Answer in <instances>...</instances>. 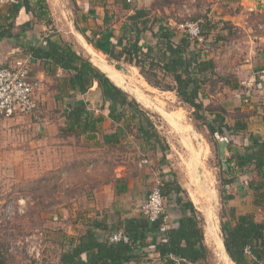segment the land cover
I'll use <instances>...</instances> for the list:
<instances>
[{
    "label": "crops",
    "instance_id": "crops-1",
    "mask_svg": "<svg viewBox=\"0 0 264 264\" xmlns=\"http://www.w3.org/2000/svg\"><path fill=\"white\" fill-rule=\"evenodd\" d=\"M29 1L30 5L34 7L32 11L27 12L20 0L14 4H0V32L3 34L0 36V65L8 66L16 59L29 58L28 77L39 84L34 92L36 102L34 111L41 110L42 112L37 116H34L32 112L30 115L0 117V171L9 172L12 169L11 166L14 165L15 172H19L21 175L28 165L30 170L27 169V171L37 172L35 161L42 156L41 152L46 157H62L61 161H64V164L68 163L71 158H82L87 175L86 183L84 184L82 181V224L78 222L75 228L68 230L67 236H69L68 238L75 237L79 232H82L83 235L88 228H92L95 237L98 240H104L116 231H124L126 226L145 220L146 217L141 206L146 200L147 193L155 180L159 179L162 183L174 179L170 174L171 168L161 151L158 149L149 150L134 136L124 137L123 142L134 146L137 151H101L100 156L98 155L100 151H22L24 124L28 128H32V131L47 137L49 142L55 143L60 139V131L57 133L56 117L51 118L49 114L48 117L46 116L48 112L45 109V103L48 108L51 104L57 105L55 99L60 98V94L53 82H58V79L62 77V70L56 69L54 74H49V65L37 58L34 59L28 50L30 45H42L47 36L55 40V36L49 33V22L44 20L48 16L47 9L50 7L48 0H44L42 6L36 5L37 0ZM209 1L210 5L207 7L209 11L206 10L210 14L209 20L225 22L234 34L236 32V35L239 34L241 37L237 39L235 35L229 39L230 46L237 44L239 49L234 52L228 47V60L233 62L241 58L245 59L243 60L245 62L239 63L237 67L233 63L234 66L230 70H236L233 72L238 76L240 83L245 78L244 82L249 85L233 87L223 84V89L220 91L215 89L213 92L214 87L208 91L212 105L222 109L221 114L224 116L223 122L226 125L229 127L234 125L236 110L243 112L245 116L244 129L231 133L226 131V134H210L207 129L212 138V145L216 148L215 153L219 164L222 165V169H226L224 161L232 155V151H246V146L252 145V138H257L258 142L264 141V106L261 104L264 101V84H261L256 78L259 71L264 70V0ZM153 2L154 0H75L77 20H74L73 24L78 27L77 32L81 35L82 31L85 33L87 31L84 29L87 22L95 24L96 30L98 27L119 29L128 15L134 14L137 9L152 8ZM185 6V4L179 3L151 10L152 13L158 11L161 14L159 16H162L159 19L174 27V41H179L186 34L177 35L176 30L182 23L176 22L167 13ZM163 13L166 17L163 16ZM154 31H157L156 24ZM223 32L227 35L229 31L227 32L225 29ZM149 35V32L145 33V37L150 38ZM226 35H224V39H228L225 37ZM244 41L247 43L246 52H244ZM219 42L221 41L214 44L216 45L215 50H218ZM215 50L212 51L211 56L202 51V58L215 59ZM214 71H217V67L214 68ZM92 88L94 89L95 85ZM68 93L74 94L73 92ZM82 98L87 101L84 95H81L80 99ZM60 99L64 100L65 98ZM69 103L74 104L72 101ZM65 104L67 103L63 101L62 105ZM87 108L95 115L100 113L98 107H93L91 103ZM60 117L63 120L60 125L65 126V117L63 114ZM111 124V120L104 117L100 126L108 131ZM81 137L86 139V135H81ZM11 143L15 144V151H7L8 145ZM254 151L261 150L257 146ZM164 154L166 156L167 153ZM106 159L108 162L110 161V165L105 162ZM233 162L229 163V168L224 172L225 180L229 182L221 184L224 194L230 195L224 206L227 211L223 220L234 224L235 219L230 211L232 210L235 216L251 214L254 221H264V201L256 202L254 198L257 193L256 186L260 185V191H264L262 185L264 184V174L260 177L252 163L238 167ZM252 180L255 182L253 183ZM164 214L166 227H175L182 216L180 207L172 197H165ZM144 234L146 238L144 241L142 240L143 243L137 241L135 245L137 259L121 264H165L164 260L159 258V253L153 247L147 246L152 240V235L148 232ZM205 242L207 240L204 232ZM64 247L66 249L68 246ZM208 257L206 262H208ZM190 264L205 263L196 261Z\"/></svg>",
    "mask_w": 264,
    "mask_h": 264
},
{
    "label": "trees",
    "instance_id": "trees-1",
    "mask_svg": "<svg viewBox=\"0 0 264 264\" xmlns=\"http://www.w3.org/2000/svg\"><path fill=\"white\" fill-rule=\"evenodd\" d=\"M20 1L26 12L33 10L34 6L30 5L29 0ZM159 1L154 0L150 9L135 10L134 14L127 16L119 29L98 27L91 37H88L84 31L82 35L96 51L110 59L122 60L137 67L150 85L174 91L183 103L193 108L198 119L207 116L206 125L210 134H226V131L231 133L244 129L243 112L235 111L236 121L232 127H229L223 122L222 109L212 105L207 91L203 90L205 82L215 74L213 60L201 56L202 48L205 46L204 40L207 41L208 35L213 31L211 34L213 39L208 41H212L210 45L215 44L221 40L222 35L218 32L226 29L231 33L230 27L223 21L208 20L205 25L199 24L201 40L186 34L179 41H174V27L162 22L159 19L162 16L157 13L151 16V10L162 9L163 6H169L171 3L168 0H161L164 3L160 4ZM42 3L44 0L36 1V5L42 6ZM163 16L166 17L165 14ZM219 22H222L220 28H218L221 24ZM155 24L157 31H154ZM146 32L150 33V38L145 37ZM2 35L0 32V36ZM28 50L34 59L37 58L49 65V74H54L56 69L62 70V77L56 82L59 94L74 93L71 95L77 100L76 103L66 102L62 113L66 120L63 131L65 134L79 137L86 135L85 142L94 140L95 147L112 149L131 146L124 143L123 139L126 136H134L149 150L158 149L163 157L168 158V155L164 154L168 151V145L157 131L148 112L134 97L96 67L90 58L78 53L62 38L52 40L49 36L43 40L42 45H30ZM154 70H160L164 77H170L174 85L162 86L158 78L152 79L155 73L151 72ZM93 85L95 91L100 90L102 93V102L97 108L100 111L98 115L88 110V101L84 98L80 99L81 95L87 94ZM104 117H108L112 122L108 131L100 126ZM257 146L261 151H254ZM245 150L232 151V155L224 161L226 169L229 168L231 161H234L233 163L238 167L252 163L259 176H263L264 141L258 142L257 138H252V145L246 146ZM219 168L222 170L221 164ZM170 174L174 175L172 171ZM228 182L222 180V184ZM252 182L254 183L253 180ZM262 185L264 188V184ZM160 188L163 197H172L182 211V216L175 227H166L161 218L152 222L145 218L138 224L126 226L123 233L128 237L127 241L115 242L109 240L110 235L104 240H98L92 228H88L83 235L81 232L69 238L68 247L62 249L57 258L58 263L121 264L136 260L135 245L137 241L143 243L146 238L145 232L152 235L151 242L145 244L153 247L165 264H176V262L190 264L196 261L205 263L210 253L204 243V229L198 211L175 179L163 181ZM260 188V185L255 187L256 202L264 201V191H260ZM229 196L224 194L223 189L220 190L222 205L219 214L220 231L226 255L234 264H264V221H254L251 214L235 216L232 210L230 211L235 219L234 224L223 220L227 211L224 206ZM0 264L5 263L0 260Z\"/></svg>",
    "mask_w": 264,
    "mask_h": 264
},
{
    "label": "rangeland",
    "instance_id": "rangeland-1",
    "mask_svg": "<svg viewBox=\"0 0 264 264\" xmlns=\"http://www.w3.org/2000/svg\"><path fill=\"white\" fill-rule=\"evenodd\" d=\"M168 1L171 2L170 5L179 3L186 5L184 8L181 7L167 13L173 20L182 23L179 29L176 30L179 36L188 34L185 23H196L199 27V24L205 25L206 21L209 20L210 14L206 12V10L209 11L207 9L210 5L209 0ZM48 3L50 8L47 9L48 16L44 20L49 22V33L54 35L55 39L62 38L69 42L78 53L90 58L87 51L76 41L75 33L78 27L73 24V21L77 20L75 0H48ZM159 3L162 4L164 1L160 0ZM156 13L161 15L158 11ZM153 14L155 13L151 12V16ZM219 23L221 24L218 25V28L222 26V22ZM85 25L86 34L91 37L93 31H96V25L92 22H87ZM212 32L208 35L207 41L204 40L205 46L202 48L203 53L210 54L209 56L216 49V45H210L212 41H208V39H213ZM218 33L222 36L226 35L223 30ZM235 35L236 32L234 34L231 31L225 36L228 39H224V37L222 39V36H220L221 42L218 43L220 45L214 53L216 58H209L213 60L217 71L203 85V90L204 92L207 91V94L213 87V92L215 89L220 91L223 89V84L229 86L240 85L242 87L246 85L244 83L245 78L240 83L238 76L233 72L236 70H230L234 65L237 67L239 63L245 62L243 58L233 62L228 60V47L234 52L239 49L237 44L231 47L229 43V39ZM236 36L237 39L241 38L239 34ZM201 39L202 36L199 40ZM243 45L244 52H246L247 43L244 41ZM96 52L103 55L105 63L102 66L104 69L95 66L109 75L108 77L116 85L139 102L141 107L148 112L157 131L167 143V162L174 174L173 178L193 202L205 232L207 240L205 243L210 253L208 262H205V264H224L218 259L215 254L216 250L207 239L205 211L212 204V199L206 194L204 188H199V186H194L191 183L192 169L190 170L189 165H187V161L190 160L189 155L191 157V153L196 151L200 164L199 174H205L209 183L208 186L214 190L216 195L213 212L217 218L218 234L222 238L219 217V214H221L220 190L222 180L225 179L224 172L226 169L221 170L219 168L220 162L215 153L216 148L212 145V138L207 130V116L198 119L193 108L183 103L174 91L150 85L137 67L122 60L110 59L99 51ZM118 62L126 66V72L114 69L113 64ZM233 63L235 64L233 65ZM148 71L150 72V70ZM151 73H155L152 79L158 78L162 86L174 85L170 77H164L160 70H154ZM55 84L53 82V85ZM84 96L86 99L95 98V88H91ZM63 97L64 100L60 99ZM60 98L55 99L56 106L51 104L48 108L47 103H45V109L48 112L46 116L48 117L49 114L51 118L56 117L57 133L60 131L58 142H49L47 137L32 131V128H28L24 124L22 151H100L99 156L102 153L101 151H137L132 146H127L124 149L95 147L92 142H85L82 137L61 132L64 131L65 127L62 124L60 125L63 121L60 115L65 107L62 103L63 101L76 103L77 100L69 93L60 94ZM215 103L218 102L215 101ZM40 112L42 111L35 110L33 114L34 116L41 115ZM168 117L173 121L169 120ZM183 127L187 128V135L181 134L180 128ZM182 138L188 142L190 150L193 149L189 151L190 154L186 145L183 144ZM14 148L15 144L11 143L8 145L7 151H15ZM41 154L42 156L35 161L37 172L27 171V169L30 170L28 165L21 175L19 172H15L14 165L11 166L12 169L9 172L0 171V260L5 264H58L57 258L69 241L67 231L75 228L78 222L82 224V181L85 184L87 176L84 170V160L82 158H71L68 163L64 164V161H61L62 157H46L42 152ZM105 162H108V160L106 159ZM108 163L111 164L110 161ZM253 181L255 182V180Z\"/></svg>",
    "mask_w": 264,
    "mask_h": 264
},
{
    "label": "built area",
    "instance_id": "built-area-1",
    "mask_svg": "<svg viewBox=\"0 0 264 264\" xmlns=\"http://www.w3.org/2000/svg\"><path fill=\"white\" fill-rule=\"evenodd\" d=\"M17 0H0V4H14ZM187 33L191 37H199V27L196 23H185ZM29 58L14 60L10 65H0V117H13L15 115H29L36 108L34 92L38 82L28 77ZM257 80L264 84V70L259 71ZM248 85L247 82H244ZM249 86V85H248ZM264 106V101L262 102ZM160 180L154 181L149 189L146 200L141 206L149 222L159 218L165 220V198L163 197ZM111 242L127 241L128 237L123 231H116L109 236Z\"/></svg>",
    "mask_w": 264,
    "mask_h": 264
},
{
    "label": "bare ground",
    "instance_id": "bare-ground-1",
    "mask_svg": "<svg viewBox=\"0 0 264 264\" xmlns=\"http://www.w3.org/2000/svg\"><path fill=\"white\" fill-rule=\"evenodd\" d=\"M75 37H76V41L81 45V47L83 49H85L87 51V53L90 56L91 62L95 65H97L98 67H102L104 66L105 63V59L103 57L102 54L96 52L83 38V36L79 33L76 32L75 33ZM103 68V67H102ZM104 69V68H103ZM109 76V75H108ZM113 81V80H112ZM144 98V97H143ZM140 99V98H139ZM146 100V99H145ZM169 120L173 121L170 117H168ZM178 127V126H177ZM178 130V129H177ZM181 134H186L187 135V128L183 127L182 129L180 128ZM184 137V136H183ZM183 140V138H182ZM183 144L186 145V147L188 148V152L192 151L193 149L190 150V145L188 144V142H186V140H183ZM192 147V146H191ZM190 154V152H189ZM198 153L195 151V153H191V157L189 155V159L187 161V165H189L190 170L191 171V183L194 186H199L205 189L206 194L212 199V204L210 205V207L207 209V211H205V218L207 221V225L208 223H212V227L211 229H209L207 227V239L209 240L210 244L214 247V249L216 250V255L218 257V259L223 262L224 264H233L231 259L229 260V258L227 257L225 250H224V245L222 242L221 237L218 234V226H217V221H216V217L214 215V203L216 202V195L213 189H211L208 186V182L206 179L205 174H199V168H200V164L198 161ZM186 164V163H185ZM188 168V167H187ZM201 171V170H200ZM203 191V190H202ZM197 198V197H195Z\"/></svg>",
    "mask_w": 264,
    "mask_h": 264
},
{
    "label": "water",
    "instance_id": "water-1",
    "mask_svg": "<svg viewBox=\"0 0 264 264\" xmlns=\"http://www.w3.org/2000/svg\"><path fill=\"white\" fill-rule=\"evenodd\" d=\"M113 67H114V69H116V70H118V71H123V72H126L127 71V68H126V66H124L122 63H114L113 64ZM105 73V72H104ZM106 74V73H105ZM107 75V74H106ZM108 76V75H107ZM87 101L89 102V103H91L92 104V106L93 107H99L100 106V104H101V102H102V93H101V91L100 90H98V91H96V96H95V98H93V99H87ZM212 223L210 222V223H208V225H207V227L209 228V229H211V227H212V225H211ZM225 250V249H224ZM228 257V256H227ZM234 264V263H233Z\"/></svg>",
    "mask_w": 264,
    "mask_h": 264
}]
</instances>
